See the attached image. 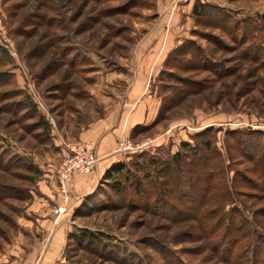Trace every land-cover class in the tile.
Instances as JSON below:
<instances>
[{"label": "rangeland", "instance_id": "1", "mask_svg": "<svg viewBox=\"0 0 264 264\" xmlns=\"http://www.w3.org/2000/svg\"><path fill=\"white\" fill-rule=\"evenodd\" d=\"M168 1L0 0V264L40 237L27 203L52 168L54 130L103 112L91 88L109 85L105 74L117 76L105 93L123 95L144 72L137 52L156 56L145 93L159 107L127 138L150 143L123 155L121 194L100 180L79 205L58 264L264 260V0H186L163 14ZM195 4L207 5L200 16ZM145 39L159 46L138 47Z\"/></svg>", "mask_w": 264, "mask_h": 264}, {"label": "crops", "instance_id": "2", "mask_svg": "<svg viewBox=\"0 0 264 264\" xmlns=\"http://www.w3.org/2000/svg\"><path fill=\"white\" fill-rule=\"evenodd\" d=\"M177 38H171L170 40L166 38L164 45L170 48L178 41ZM158 42L145 39L140 41L138 47L159 46ZM140 51L147 52L143 49ZM155 57L153 54L140 56L137 52V62H143L145 65L144 72L140 69L133 72V77H131L133 80L130 79L126 83V90L121 96H119L120 93L114 95L105 93V88L114 92L117 90L115 85H110V81L117 79V76L111 73L105 74L100 79H104L105 83L109 85L91 88L97 102L102 105L103 112H94L92 119L86 121L80 119V122L69 125L68 128L65 125H59L54 130L56 135L54 139L55 152L50 156L53 161L52 168L49 167L51 165L43 163L48 166L43 165V169L47 171V176L40 183L45 184L35 187L33 192L30 191V202L27 203V212L29 214L33 213L37 224H39L37 233L40 237L37 238V242L32 248L22 250L26 254L22 259L17 260L15 264H58L61 262L60 258L64 252L66 242V224L84 198L89 196L96 188L107 169L124 158L125 153H114L117 142L132 136L135 127L150 125L156 117L159 107L157 96L155 93H145V89H147L146 72L150 64L156 62ZM68 142L90 143L99 160L92 172L73 174L69 184V200L65 205H62L56 197L55 169L67 154L66 145ZM55 205L62 208L58 216L52 213L51 207ZM32 223L30 221V225Z\"/></svg>", "mask_w": 264, "mask_h": 264}, {"label": "built area", "instance_id": "3", "mask_svg": "<svg viewBox=\"0 0 264 264\" xmlns=\"http://www.w3.org/2000/svg\"><path fill=\"white\" fill-rule=\"evenodd\" d=\"M186 0H169L163 8V14H166L171 9H174L179 3ZM49 122L54 126L55 122L53 118H49ZM150 141L134 144L129 138H123L120 140L115 149L114 153H126L145 147ZM67 154L59 162L55 169V176L57 180V192L56 197L65 205L69 200V184L72 176L75 173L85 174L92 172L98 163L99 158L97 157L93 146L90 143L75 142L66 145ZM61 206L55 205L53 207V213L59 215L61 213Z\"/></svg>", "mask_w": 264, "mask_h": 264}, {"label": "trees", "instance_id": "4", "mask_svg": "<svg viewBox=\"0 0 264 264\" xmlns=\"http://www.w3.org/2000/svg\"><path fill=\"white\" fill-rule=\"evenodd\" d=\"M206 7H207L206 4H195L194 7H193V14H195L197 16H200L202 14V10L200 8H203L204 9ZM261 18L264 20V13L261 15ZM234 23H237V21L234 22ZM47 123L48 124H46V125L48 127L49 122H47ZM142 127H144V126H137V127L134 128V131L136 129L142 128ZM248 134H252V133H248ZM201 143H202L201 144V147L205 151H210L212 149L209 140H203V142H201ZM181 145L186 146L188 144H187V142H183ZM262 147H263L262 152H263V157H264V144H263ZM179 155L180 154L178 152L175 153L173 155L172 159L169 161L168 166H170V165L171 166H176V164H175L176 162L177 163H180V161H178V156ZM174 160H176L175 163H174ZM250 161H251V159H250ZM123 168H124L123 162H120L119 161L118 163H116V164L112 165L110 168H108L107 171L105 172V174L103 175L102 179H101V182L104 181V180H106V183H108L107 185L110 186L113 189V192L116 195L121 194L123 184H121L120 182H118L116 180V178L113 180V178L116 177L117 175H119V173L122 171ZM209 171H210V169H209ZM111 181H113V182H111ZM208 191L209 190H207V188H206L205 191H204V193H202V201H206L207 199H212V197L211 198H208V196H209L208 195ZM89 197H90V195L84 198V200L82 201V203L80 205V208L87 206L86 200ZM78 237L79 238H83V239H88L89 241H94L97 236L94 233L85 231V232H81ZM220 242H221V245H223L225 247L224 251H228V252L230 250H233L236 247V245H237V242L236 241H232L231 243L229 242V244L227 242H223V240H221ZM219 247H220V245H219ZM262 248L264 249V247H262ZM255 256H258L257 255V252H255ZM262 256L264 257V253H263ZM255 263H253V264H255ZM261 264H264V260H262Z\"/></svg>", "mask_w": 264, "mask_h": 264}]
</instances>
